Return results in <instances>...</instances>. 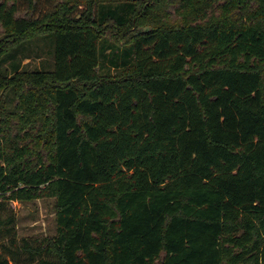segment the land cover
<instances>
[{"label": "trees", "instance_id": "1", "mask_svg": "<svg viewBox=\"0 0 264 264\" xmlns=\"http://www.w3.org/2000/svg\"><path fill=\"white\" fill-rule=\"evenodd\" d=\"M0 23V264H264V0H0ZM49 34L55 69L3 70ZM41 197L57 233L19 237L11 202Z\"/></svg>", "mask_w": 264, "mask_h": 264}, {"label": "rangeland", "instance_id": "2", "mask_svg": "<svg viewBox=\"0 0 264 264\" xmlns=\"http://www.w3.org/2000/svg\"><path fill=\"white\" fill-rule=\"evenodd\" d=\"M176 14L175 6L171 7ZM19 15L29 16V12H21ZM4 27L0 23V38L4 35ZM56 38L54 34L42 35L29 39L6 54L3 62V70L12 71L14 65L19 64L24 69H55ZM4 98L0 91V98ZM10 106L15 102L9 97ZM17 216V234L19 237L42 238L57 233L56 206L54 197L37 198L27 201H12L10 204Z\"/></svg>", "mask_w": 264, "mask_h": 264}]
</instances>
